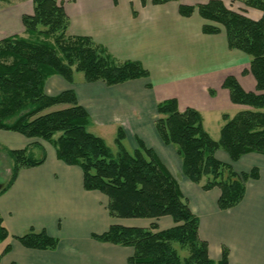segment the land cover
<instances>
[{
	"label": "crops",
	"instance_id": "obj_1",
	"mask_svg": "<svg viewBox=\"0 0 264 264\" xmlns=\"http://www.w3.org/2000/svg\"><path fill=\"white\" fill-rule=\"evenodd\" d=\"M59 1L64 3L70 18L71 34L91 36L119 61H141L150 76L107 85L103 81L70 83L53 75L46 81V92L56 95L73 89L91 115L92 132L103 138L116 137L122 129L131 149L137 147L139 138L155 150L198 215L199 234L208 242L212 259L219 260L226 247L229 264H264V155L249 153L233 163L238 172L257 167L259 178L248 181L239 205L221 210L217 206V188L206 191L188 179L175 147L163 143L155 126L157 104L176 98L181 110H199L210 132L206 114H217L214 117L223 120L229 110L246 107L234 104L229 90L223 87L230 75L246 91H257V81L248 71L249 56L229 47L226 32L205 34L202 26L206 20L197 11L191 17L179 13L180 3L195 5L209 0H179L161 5L150 0L146 5L141 0ZM222 1L254 20L263 15L261 10L242 2ZM32 13L33 5L27 1L0 8V40L24 34L22 16ZM41 141L0 128V213L11 234L0 243V253L11 245L1 264H128L133 248L99 241L93 234L107 231L112 224L149 227L155 221L160 229L174 225L171 216L157 220L112 217L108 197L84 187L82 168L66 164L57 157L53 145ZM17 149H25L35 158L44 157L45 161L23 167L8 186L14 165L10 152ZM217 157L229 162L225 151H218ZM32 229H45L57 237V248L41 250L22 245L18 236Z\"/></svg>",
	"mask_w": 264,
	"mask_h": 264
},
{
	"label": "trees",
	"instance_id": "obj_2",
	"mask_svg": "<svg viewBox=\"0 0 264 264\" xmlns=\"http://www.w3.org/2000/svg\"><path fill=\"white\" fill-rule=\"evenodd\" d=\"M32 1L33 13L22 16L25 35L0 40V128L49 142L60 160L80 166L84 187L108 197L112 217L154 220L172 217L174 225L166 229H160L153 221L149 227L112 224L107 231L93 234L99 241L133 248L128 264H229L226 247L219 260L210 257L209 244L199 234L198 215L153 148L138 138L137 147L128 149L125 132L119 129L115 155L105 138L89 129L91 115L73 89L56 95L45 90L46 81L53 75L75 83L76 75L82 72L85 82L115 85L148 78L150 71L139 60H117L91 36L71 34L63 2ZM141 1L146 5L149 0ZM150 1L161 5L179 0ZM239 1L261 10L262 17L254 20L229 8L222 0L195 5L180 3L179 13L191 17L197 11L206 20L202 28L205 34H219L224 28L229 47L249 56L248 71L257 81V91H246L232 75L223 83L231 101L246 107L233 116L223 114L219 139L207 130L199 110L192 107L181 110L176 98L157 104L155 122L163 143L174 146L180 156L184 175L206 191L220 190L217 206L221 210L239 205L248 181L259 178L257 167L238 172L233 163L249 153L264 155V0ZM3 3L10 0H0V5ZM58 105L62 107L50 110ZM220 150L228 154L229 162L217 157ZM10 155L14 165L8 186L23 167L38 166L45 161L25 149L11 150ZM10 236L0 213V243ZM17 239L27 248L41 250H53L59 244V239L45 229H32ZM181 247L188 251L184 257ZM10 249L8 244L0 253V264Z\"/></svg>",
	"mask_w": 264,
	"mask_h": 264
},
{
	"label": "rangeland",
	"instance_id": "obj_3",
	"mask_svg": "<svg viewBox=\"0 0 264 264\" xmlns=\"http://www.w3.org/2000/svg\"><path fill=\"white\" fill-rule=\"evenodd\" d=\"M23 2V1H27V3H28V5L29 6H31V5H33V1L32 0H10V3H3V4H1L0 5V8H2V7H5V6H9V4L11 5V4H13V3H16V2ZM239 0H231V2H238ZM224 2V1H223ZM239 2H242V1H239ZM243 3V2H242ZM225 5H227V4H225ZM230 7H234L232 4H231V6ZM233 9V8H232ZM233 10H235V11H237V12H241V11H238V10H236V9H233ZM241 13H243V12H241ZM246 15V14H245ZM205 24V23H204ZM202 28H203V26H202ZM223 30L225 31V29L223 28ZM25 35V34H24ZM227 35V34H226ZM228 40V39H227ZM76 79H77V81H81V82H85L84 81V74L81 72V73H78L77 75H76ZM153 81H155V79H154V77H153ZM62 106L61 105H58V106H55V107H53V108H51L50 110H55V109H59V108H61ZM238 111L236 110V109H231V110H229V114L230 115H235L236 113H237ZM158 115V114H157ZM206 116H207V120H206V124H207V126H208V128H209V130H210V133H211V135L215 138V139H219V137H220V131H221V127H222V125L224 124V121L222 120V119H220V118H215L214 116H218L217 114H211V115H209V114H206ZM89 129H90V127H89ZM91 130V129H90ZM115 136L114 135H107V136H105V140L107 141V144L109 145V147L111 148V150L113 151V153L116 155L117 154V152H118V148H117V145H116V143H115ZM42 141H44V140H42ZM41 141V142H42ZM51 144V143H50ZM52 145V144H51ZM125 146L128 148V149H131V147L129 146V143L128 142H126V140H125ZM137 146V145H136ZM32 155V154H31ZM36 157H38V155L36 154ZM9 176H7L6 178H8ZM178 177H179V175H178ZM8 180H9V178H8ZM7 180V181H8ZM0 184H2V182H0ZM200 186V185H199ZM201 187V186H200ZM216 192H220V190L217 188L216 189ZM136 222L137 223V221L136 220H134V221H131V220H126L125 222ZM144 222V221H143ZM177 247L179 248V246L177 245ZM182 248V247H181ZM180 249V248H179ZM181 251V250H180ZM181 253H182V256L184 257L185 255H187L188 254V251L186 250V249H183L182 248V251H181Z\"/></svg>",
	"mask_w": 264,
	"mask_h": 264
},
{
	"label": "water",
	"instance_id": "obj_4",
	"mask_svg": "<svg viewBox=\"0 0 264 264\" xmlns=\"http://www.w3.org/2000/svg\"><path fill=\"white\" fill-rule=\"evenodd\" d=\"M2 185H3V184H0V189H1Z\"/></svg>",
	"mask_w": 264,
	"mask_h": 264
}]
</instances>
